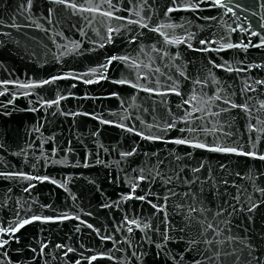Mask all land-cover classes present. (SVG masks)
I'll return each instance as SVG.
<instances>
[{
    "label": "water",
    "instance_id": "water-1",
    "mask_svg": "<svg viewBox=\"0 0 264 264\" xmlns=\"http://www.w3.org/2000/svg\"><path fill=\"white\" fill-rule=\"evenodd\" d=\"M261 157L264 0H0V264H264Z\"/></svg>",
    "mask_w": 264,
    "mask_h": 264
},
{
    "label": "snow or ice",
    "instance_id": "snow-or-ice-1",
    "mask_svg": "<svg viewBox=\"0 0 264 264\" xmlns=\"http://www.w3.org/2000/svg\"><path fill=\"white\" fill-rule=\"evenodd\" d=\"M215 2L217 4H220L222 2V0H215ZM110 15V13H108ZM177 143H185L184 140H179L177 141ZM195 147H205V145H201V144H197V145H193ZM215 151H235L234 149H223V148H217V149H213ZM262 159H264V157H261ZM142 199V198H141ZM25 223H29V221H25ZM23 225H21L22 227Z\"/></svg>",
    "mask_w": 264,
    "mask_h": 264
}]
</instances>
